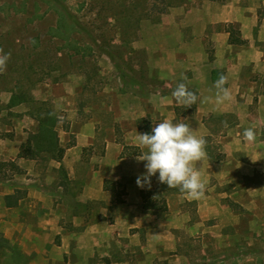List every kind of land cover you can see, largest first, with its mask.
<instances>
[{
    "label": "rangeland",
    "instance_id": "obj_1",
    "mask_svg": "<svg viewBox=\"0 0 264 264\" xmlns=\"http://www.w3.org/2000/svg\"><path fill=\"white\" fill-rule=\"evenodd\" d=\"M230 29L244 43H230ZM0 48L11 54L0 73V138L10 136L12 119L21 118L22 110L34 118L31 113L43 103L59 117L57 134L64 131L63 111L40 97L46 84L63 93L59 88L67 83L80 90L78 114L95 128L82 150L87 169L98 167L108 142L137 143V133L151 131L164 119L189 123L206 139L208 161L223 160L216 170L207 169L215 175L204 180L199 199H187V193L165 183L156 188L183 217L179 227L156 231L150 246L138 242L142 235L136 229L83 232L86 222L114 220L123 186L118 196L113 193L104 216L102 202L71 197L80 186L70 184L63 165L50 166L47 152L35 163L34 175L3 166L0 195L11 185L26 195L22 178L32 182L37 176L42 184L37 178L32 183L50 191L59 204L64 231L50 235L55 245H61L63 234L83 233L82 248L70 246L47 264H80L85 256L87 264H264V0H64L63 5L0 0ZM221 74L232 98L217 103L214 83ZM181 82L198 97L190 107L172 96ZM14 93L30 100L10 105ZM248 127L256 131L254 142L243 137ZM128 129L133 131L127 135ZM64 139L66 144L75 137ZM131 146L122 154L137 151ZM227 172L230 181L223 182L220 175ZM46 177L51 181L46 183ZM177 193L187 195L181 204ZM144 211L156 218L166 213ZM17 217L0 207V264H32L33 235L12 224ZM32 219V214L20 215L22 223ZM161 234L163 240L157 241Z\"/></svg>",
    "mask_w": 264,
    "mask_h": 264
},
{
    "label": "crops",
    "instance_id": "obj_2",
    "mask_svg": "<svg viewBox=\"0 0 264 264\" xmlns=\"http://www.w3.org/2000/svg\"><path fill=\"white\" fill-rule=\"evenodd\" d=\"M46 86L48 88H46L45 93L40 99L48 100L50 103L54 104V106H52L55 110L63 111L67 123L64 127V131L57 134L59 139V149H57L55 156L51 157L52 161L50 162V166L52 165L58 168L60 165H63L68 172L70 184L72 186L74 184L75 186H80V191H78L77 195L75 190H72L74 196L72 194L71 197L76 198L78 201L88 200L102 202L104 205H102L100 209V214L105 216L108 213L109 205H112L110 202L112 201L113 193L118 196V186H123L122 188L125 189V193L122 195V200L121 203H119L120 205L117 208L118 212H116L114 220L110 223L106 221L93 223L86 222V227L83 229L84 234L89 231H94L95 229L96 231L102 230V233H104L105 230H111L113 233H120L123 229H136V234L141 233V237H145L144 241L139 237L138 242L142 246H150L152 244L153 236H157L156 231L165 232L166 227L168 229H170V227H173V229L179 227L177 224H181L183 213H180L179 211L177 212L179 215L177 213L174 214L169 202H166V200L167 211L163 218H156L155 215H150V213L145 212L142 208L140 192L142 190H154L162 184L157 179L158 173L156 176H153L154 179L153 181L151 180L150 187L145 186L141 188L136 184L137 176L145 172V162L138 161L136 157L140 153L147 151V149L141 148L138 146V143L135 142L129 145H123L114 141L108 142L104 147V153L100 157V160L97 161L98 167L87 169L89 163L87 164L88 161H85L82 158V150L91 143L95 128L90 120H84L78 114L76 100L77 96L80 95V90L73 91L71 87L69 88L67 83L61 85L59 88L63 93H59L58 88L52 87L51 85L46 84ZM28 114L26 109L22 110L21 118L12 119L10 136L0 138V161H13L20 171L26 172L27 175H32L30 173L33 172L34 175L35 170L33 167L36 165L35 163L39 158L28 159L18 156L21 145L26 141L30 133L35 132L38 126V122ZM135 130L137 131L138 129L135 127ZM4 131L8 132L9 130ZM132 131V129H128L126 134H130ZM65 135H74V141L66 144L62 143L65 140ZM130 145H133L131 147H134L137 151L122 154L123 151L130 149L127 148L130 147ZM222 163L223 160H220L218 163L216 161H208L207 154L206 158L202 160L201 165L197 167L202 173V179L207 180L213 177L215 174H208L207 169L210 168L216 170L218 167H221ZM226 163L228 164L229 161ZM220 176L223 182L230 181L227 180L231 177L229 172ZM35 178H37L39 184H42L40 177L33 176L34 182L36 181ZM49 179L51 181V178L45 179L46 183H48L47 181H49ZM106 180L118 184L114 191L104 189V182ZM30 181L31 178H22L21 183L26 184L27 193L18 201L16 206L7 207L4 201L5 195L14 192L12 185L5 186L4 192L0 195V207L6 211L12 210L19 216L13 220L12 224H16V227L20 228V230L21 227L25 226L30 234L33 235L32 239L34 242V248L28 257L30 262H32V264H47L52 261H57L60 259L59 256H57V252L67 253L70 246L74 249L76 247L78 251V247L82 248L81 242L83 233L75 234L69 232L62 235L60 246L53 243L50 235H56L59 232L64 231L58 218L61 216V211L58 213L59 204H54L50 191H44V189L38 187V184L34 185ZM160 192L164 199L168 196H164L162 193L163 191ZM182 195L185 196V194L180 193L175 195L177 203L181 204L187 196L183 197ZM187 199L190 198L187 196ZM167 200L169 199L167 198ZM69 213L71 214V211ZM22 214H32V222H20V215ZM75 218L76 217L74 216L72 220L73 225H77V220ZM82 222L83 220L80 221V223ZM33 232L35 233L33 234ZM154 232L156 235H154ZM136 234L133 235L135 239L137 237ZM162 236L163 234H161V237L157 238V241H162ZM102 239L105 241L104 237H102ZM161 245L163 246L164 242ZM52 250L53 252H51ZM71 251H73V249ZM87 260V256L81 258L80 264H87Z\"/></svg>",
    "mask_w": 264,
    "mask_h": 264
},
{
    "label": "clouds",
    "instance_id": "obj_3",
    "mask_svg": "<svg viewBox=\"0 0 264 264\" xmlns=\"http://www.w3.org/2000/svg\"><path fill=\"white\" fill-rule=\"evenodd\" d=\"M11 54L0 48V73L7 68ZM226 77L221 74L215 81L216 102L223 103L231 100V92L225 87ZM174 100L184 107L196 103L198 97L184 82L179 83L172 92ZM248 142L256 140L254 127H248L243 132ZM138 146L147 151L140 153L136 159L144 161L145 172L136 178L138 187L151 186V178L158 173V181L167 184L168 188H178L187 193L190 199H199L206 189V181L202 179L201 171L196 167L197 162L206 158L207 141L203 136L194 134L189 123L181 120L173 122L164 119L151 129V133H137Z\"/></svg>",
    "mask_w": 264,
    "mask_h": 264
},
{
    "label": "trees",
    "instance_id": "obj_4",
    "mask_svg": "<svg viewBox=\"0 0 264 264\" xmlns=\"http://www.w3.org/2000/svg\"><path fill=\"white\" fill-rule=\"evenodd\" d=\"M60 5H63L64 0H55ZM61 15H65L64 11H61ZM229 42L233 44L244 43V40L235 35L233 29L228 30ZM25 94H12L10 105L19 103L21 101L30 100V96L25 97ZM38 122V128L35 132L28 135L26 141L21 145L18 156L25 157L28 159H38L42 156V153L47 152L51 157L55 155L54 152L59 149V139L56 132V123L59 120L58 115L51 109L50 106L41 104L40 107H35L31 113ZM146 133H151L150 130L146 129ZM54 154V155H53ZM9 165L12 168L18 169L13 161L0 162V169L3 166ZM118 184L113 181L106 180L104 182V189L114 191ZM142 198V208L144 210L154 211L156 213H165L167 206L165 199L158 189L154 190H142L140 192ZM25 195L20 190L15 189L12 194H7L4 197L5 205L7 207H13L18 204V201ZM1 245V244H0Z\"/></svg>",
    "mask_w": 264,
    "mask_h": 264
}]
</instances>
